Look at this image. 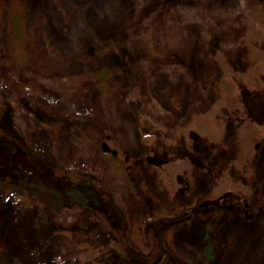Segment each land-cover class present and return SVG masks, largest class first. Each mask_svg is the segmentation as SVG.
I'll use <instances>...</instances> for the list:
<instances>
[{"label":"rangeland","instance_id":"1","mask_svg":"<svg viewBox=\"0 0 264 264\" xmlns=\"http://www.w3.org/2000/svg\"><path fill=\"white\" fill-rule=\"evenodd\" d=\"M256 3L264 0H0V264H61L76 244L89 248L86 264H145L150 221L187 211L160 228L159 264H264V138L248 175L234 165L232 117L219 143L194 133L193 178L180 191L162 186L155 167L184 153L182 139L144 141L150 130L172 138L218 98L214 55L235 70L251 65L243 37ZM253 112L264 122V92ZM29 152L33 173L20 166ZM55 164L104 176L105 221L80 208L77 195L94 197L88 182L60 185ZM220 170L249 185V211L199 208Z\"/></svg>","mask_w":264,"mask_h":264},{"label":"trees","instance_id":"2","mask_svg":"<svg viewBox=\"0 0 264 264\" xmlns=\"http://www.w3.org/2000/svg\"><path fill=\"white\" fill-rule=\"evenodd\" d=\"M245 19L247 30L243 42L248 47V57L251 65L244 71L235 70L223 53H217L213 56V61H215L214 73L218 98L210 107L205 111L193 114L185 124L178 125L172 138L159 132L156 133V136L152 133L154 130H150L151 132L144 135V141L154 144L157 148H160V141L167 145L182 139L185 144L183 154H177L175 158L173 154L167 153V157L155 167L158 182L162 186L169 184L175 191L186 189L189 181L193 178L192 173L196 159L190 149L192 135L194 133L199 134L210 143H219L223 139L226 121L229 117L234 120L239 147V154L234 161V165L245 174H251L248 161L257 150L256 140L264 138V122L258 120L259 118L253 114L255 100L264 92V4L256 3L253 9L247 12ZM111 145L115 151L114 154L118 153L119 155L121 149L117 143ZM32 155H34L32 152L25 154L26 159L23 161V165H20L28 167L26 169H31L30 171L27 170L29 173H33V170H35L33 165L30 164ZM16 156L12 157L15 162L19 160L16 159ZM5 161L10 164H6ZM5 161L2 162L4 166L20 170L18 165L11 163L12 160L5 159ZM51 167V171H49L53 180L60 185L70 188L79 185L80 181H87L92 187L91 195L94 197L84 198L77 195L81 203L80 208L84 211L87 210L96 218L106 220L107 216L100 208L101 202L107 200V185L102 174L96 172L86 174L61 164H55ZM24 172L26 173L25 170ZM212 174L211 193L200 202L199 208L212 211L229 202L234 209L243 210L244 212L249 211V197L251 195L249 185L243 181L235 180L226 170L215 171ZM26 185H29V183ZM80 208L77 206L76 209L79 210ZM189 214L191 213L187 211L174 216L172 219L155 218L154 221H150L148 228H146V241L149 243V249L142 254L146 258L145 264H159L162 262L160 228L166 223L177 224L186 221ZM110 227L118 244L124 249L129 248L127 236L122 228L114 223ZM76 246L77 248H75ZM79 246L80 244H76L72 250L64 251L61 254L63 256L61 257L63 260L61 264L88 263L92 259L91 255H88L90 254L89 248L82 249Z\"/></svg>","mask_w":264,"mask_h":264}]
</instances>
